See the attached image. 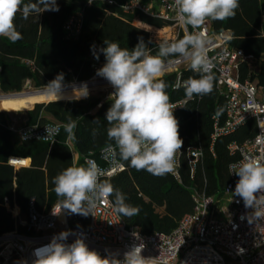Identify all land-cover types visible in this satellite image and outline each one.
Segmentation results:
<instances>
[{"label": "trees", "instance_id": "1", "mask_svg": "<svg viewBox=\"0 0 264 264\" xmlns=\"http://www.w3.org/2000/svg\"><path fill=\"white\" fill-rule=\"evenodd\" d=\"M57 4L59 11H45L39 16L32 14L27 19L18 13L15 27L20 37L17 40L0 36L1 92H20L27 83L35 90L42 89L61 73L63 84L90 80L96 74L93 64L102 67L106 62L103 53H99L98 60L92 55V46L98 50L106 47V39L132 50L142 37L153 55L158 51V45L165 41L155 30L168 26L169 22L140 11L123 14L112 5L88 6L87 0H57ZM263 9L264 0H239L235 17L225 21L210 20L212 30H229L233 47L259 58L264 55ZM80 11L84 13V27L77 37L68 38L63 25L72 14ZM183 35L180 31L175 39L168 41L183 38ZM260 62L257 75H250L248 63L242 62L240 80L257 76L264 87V60ZM213 74L212 93L191 99L186 97L183 87L175 88L178 78L181 81L190 76L198 78L189 66L162 76L169 84L170 102H184L174 109L183 140L178 176H154L121 161L125 165L123 171L102 179L124 193L128 204L139 207L138 215L122 218L144 234L172 232L184 215L194 211L196 194L222 198L230 180L228 165L239 159L238 154L230 152V144L242 143L257 133L256 120L249 119L234 132L212 138L215 119L220 125L227 119V99L218 88V73L213 71ZM109 97L53 100L37 103L26 112L18 111L25 113L27 124L60 122L66 125L71 116L76 125L72 146L67 143L69 134L65 126L56 142L22 140L7 127L11 112L0 110V236L16 229L27 231V225L13 214L15 206L20 209L23 219H27L31 201L39 211H48L61 199L53 191V178L69 166L85 165L87 157L99 160L100 151L113 143L107 138L110 125L106 113L112 103ZM190 149L201 151L193 165ZM11 157L20 158L16 160L18 166L29 165L19 168L11 165ZM110 198L114 201V197ZM72 215H77L82 225L87 226V216ZM71 226L75 227L77 223L71 221Z\"/></svg>", "mask_w": 264, "mask_h": 264}, {"label": "clouds", "instance_id": "2", "mask_svg": "<svg viewBox=\"0 0 264 264\" xmlns=\"http://www.w3.org/2000/svg\"><path fill=\"white\" fill-rule=\"evenodd\" d=\"M172 7L184 29L183 38L161 42L155 55L142 37L132 50L108 39L104 41L106 47L98 51L95 45L92 46L94 57L98 60L99 53H103L106 60L96 75L106 79L114 89L109 97L112 103L106 113L110 125L107 138L113 143L106 145L105 153L114 167H122L119 161H127L136 170H145L159 177L176 173L177 154L183 147L179 121L174 115L176 106L170 102L169 84L162 76L172 64L188 62L190 70L198 78L190 76L183 81L178 78L175 88L183 87L189 99L211 94L214 90L215 58L208 54L211 41L204 26L209 20L225 21L235 17L239 0H174ZM45 11H59L57 0H29L28 3L25 0H0V36L17 40L20 37L15 27L17 14L27 19L32 14L39 16ZM189 26L191 32L188 31ZM63 80V73L58 74L44 86L46 94L57 101L62 99ZM74 90H80L77 100L89 95L86 84ZM257 125L262 130L258 136L264 139V120L258 115ZM75 126L70 116L65 125L70 139H74ZM46 132L47 136H54L59 127H46ZM228 170L229 174L239 177L233 195L243 200L246 209H252L247 214L249 224H258L264 220V157L243 154L240 161L228 165ZM104 175V170L91 160L85 165L62 170L52 180L53 191L61 198L52 207V214L60 215L65 209L71 214L93 215L100 202L114 197L113 207L119 215H138L139 207L128 204L124 193L101 179ZM72 234L62 231L53 236L49 244L34 249L32 264H155V258L141 254L145 247L143 243L133 245L124 253L123 259H119L117 253L101 256L90 249L83 234L74 242L65 243ZM132 235L140 239L136 231ZM20 264H27V261Z\"/></svg>", "mask_w": 264, "mask_h": 264}, {"label": "built area", "instance_id": "3", "mask_svg": "<svg viewBox=\"0 0 264 264\" xmlns=\"http://www.w3.org/2000/svg\"><path fill=\"white\" fill-rule=\"evenodd\" d=\"M173 2L174 0H87V5H112L118 7L123 14L140 11L168 21V26L155 31L165 40H170L175 39L180 31L184 33L176 10L172 7ZM262 22L264 23V9ZM83 27V11L72 14L63 25L68 38L77 37ZM204 30L211 41L208 54L215 58L213 71L218 73V88L227 99L225 123L220 125L218 119H215L212 138L216 139L234 132L249 119H255L257 122V115L264 120V97H258V90L261 87L259 82L255 78L241 81L239 72L241 63L247 62L250 75H255V67L264 60V55L257 58L246 54L243 49L233 47L231 32L229 30L214 32L210 20L206 22ZM188 31H192L190 26ZM224 53L226 55H223ZM187 66L188 62L174 63L167 69L179 71ZM93 67L97 72L101 65L93 64ZM183 103L179 101L173 104L177 109ZM10 112L11 118L7 127L20 139L23 136L28 137L22 140L56 142L65 126L60 122L27 124L21 119L18 111ZM46 127H59V132L54 136H47ZM261 131L257 125V133L253 137L242 143L230 144V152L239 155L237 161L243 158V154L264 157V139L258 136ZM67 143L72 146V139L69 136ZM200 155L199 149H190V163L193 165ZM179 156L180 153L177 154L178 165L176 173L173 174L175 176L179 175ZM89 160L104 170L105 175L101 179L113 177L125 169L121 161L119 163L122 167L112 165L105 153V147L100 151L99 160L87 157L85 161ZM9 163L18 167L12 157ZM238 179L235 174H230V180L220 199L196 194L194 211L184 215L174 230L168 234L161 232L144 234L138 227L129 226L115 211L110 197L98 204L94 216L92 214L87 216V226L82 225L77 215H72L65 209L61 210L60 215H53L52 207L58 202L48 211H39L31 201L27 219H23L20 213H14L13 209V214H16L14 216L27 225V231L20 232L16 229L0 236V264H20L21 261L32 264L35 259L34 249L49 244L53 236L62 231L73 233L65 243L70 244L77 236L83 234L90 249L97 251L101 256L109 252L117 253L119 259H123L124 253L133 245L143 243L145 247L141 254L144 257L155 258V264H264V220L258 224L256 222L249 224L247 214L252 212V209H246L243 200L233 195ZM71 221L77 223V226L72 227ZM133 231L139 234L140 239L132 235Z\"/></svg>", "mask_w": 264, "mask_h": 264}, {"label": "bare ground", "instance_id": "4", "mask_svg": "<svg viewBox=\"0 0 264 264\" xmlns=\"http://www.w3.org/2000/svg\"><path fill=\"white\" fill-rule=\"evenodd\" d=\"M100 83L96 81L72 83L70 85H63L61 90L62 99L76 98L80 94V90H74L76 88L82 87L84 84L87 85L88 92L92 90V85ZM44 98L56 99L55 97H50L46 94L45 88L43 90H31L28 92H21L14 95H4L0 94V108L6 109L8 111H14L16 109H32L37 103H40ZM50 101V100H49ZM13 161L16 163L18 157H12ZM17 165V164H16ZM24 165V164H22ZM19 167V166H18Z\"/></svg>", "mask_w": 264, "mask_h": 264}, {"label": "rangeland", "instance_id": "5", "mask_svg": "<svg viewBox=\"0 0 264 264\" xmlns=\"http://www.w3.org/2000/svg\"><path fill=\"white\" fill-rule=\"evenodd\" d=\"M260 63L261 62H259L258 63L259 65L257 67H255V75H257L259 73V71H260ZM166 72H171V70L170 69H167L165 71V73ZM94 76H96V78H93ZM94 76L90 79V81H96V82H100V83H96V84L92 85L91 86L92 87V90L90 91L89 95L86 98L85 97H82L80 99L99 98V97L107 98V97H109L114 92V89L110 85L109 82H103L106 79H104L102 77H99L96 74ZM256 77H255V79L258 81V79ZM76 83H80V82H76ZM63 85H70V84H63ZM260 86L261 87H259V90H258V97L259 98H263L264 97V87L262 85H260ZM44 88L39 89V90H43ZM35 89L36 88L33 87V85L31 83H27V85L24 87V89L22 91H20V92H28V91L35 90ZM0 94H4V93L0 91ZM68 99H75V98H68ZM49 100L50 101H53V99L44 98L40 103H42V102H48ZM54 100H57V99H54ZM0 110L8 111L6 109H0ZM27 110H29V109H27ZM27 110L26 109H24V110H22V109H16L14 111L26 112ZM8 112H10V111H8ZM14 215H16V214H14Z\"/></svg>", "mask_w": 264, "mask_h": 264}, {"label": "crops", "instance_id": "6", "mask_svg": "<svg viewBox=\"0 0 264 264\" xmlns=\"http://www.w3.org/2000/svg\"><path fill=\"white\" fill-rule=\"evenodd\" d=\"M1 109V108H0ZM19 114V116L21 117V119L23 120V121H26V115H25V113H18ZM14 212L15 213H20V209L17 207V206H15V208H14Z\"/></svg>", "mask_w": 264, "mask_h": 264}, {"label": "water", "instance_id": "7", "mask_svg": "<svg viewBox=\"0 0 264 264\" xmlns=\"http://www.w3.org/2000/svg\"><path fill=\"white\" fill-rule=\"evenodd\" d=\"M87 82V81H86ZM103 82H108L107 80H104ZM18 93H21V92H13V93H4V95L8 96V95H14V94H18ZM60 100H65V99H60ZM66 100H69V99H66ZM50 102V101H49ZM34 108V107H33ZM32 108V109H33Z\"/></svg>", "mask_w": 264, "mask_h": 264}]
</instances>
